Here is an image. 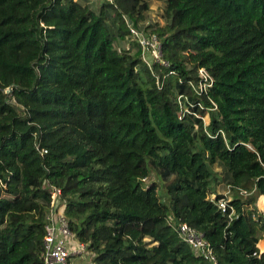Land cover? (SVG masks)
<instances>
[{"label":"trees","instance_id":"16d2710c","mask_svg":"<svg viewBox=\"0 0 264 264\" xmlns=\"http://www.w3.org/2000/svg\"><path fill=\"white\" fill-rule=\"evenodd\" d=\"M164 1V23L144 31L166 66L149 68L134 40L114 44L122 25L144 22L147 0H105L99 13L0 0V264H44L50 187L88 264H214L180 224L216 264H264V215L253 218L260 199L264 210V0ZM200 69L206 94L194 89ZM223 183L232 221L216 204Z\"/></svg>","mask_w":264,"mask_h":264},{"label":"built area","instance_id":"2783aa9c","mask_svg":"<svg viewBox=\"0 0 264 264\" xmlns=\"http://www.w3.org/2000/svg\"><path fill=\"white\" fill-rule=\"evenodd\" d=\"M113 2V0H106ZM129 35L134 40L140 49L142 61L150 68L153 62H157L166 66V63L161 58V45L159 39L150 34H146L144 30H139L129 24ZM198 84L194 89L198 94H206L207 89L213 84L212 77L204 69L198 71ZM158 84V83H157ZM180 111L185 112L184 102H188L184 96H179L177 99ZM204 123L205 120H204ZM41 155L46 154V150L40 151ZM51 188V208L49 214L46 216L45 236L43 240V262L44 264H69V259L72 257L80 258L86 253V246L82 243L73 241L72 234L69 230L68 222L63 216L60 207L56 208L57 200L61 196L60 189ZM229 188V187H228ZM229 193L224 194L225 199H220L216 202L220 211L227 215L228 219L232 221L235 217V210L230 205V188ZM241 195H248L246 191L240 190ZM215 195L210 196L211 201H215ZM227 199V200H226ZM178 235L182 241L191 247L195 252L204 258H209L214 264L215 258L209 243L204 239L203 235L190 227L187 224H180L177 226Z\"/></svg>","mask_w":264,"mask_h":264},{"label":"rangeland","instance_id":"374dc122","mask_svg":"<svg viewBox=\"0 0 264 264\" xmlns=\"http://www.w3.org/2000/svg\"><path fill=\"white\" fill-rule=\"evenodd\" d=\"M81 5H87L91 10L95 11L96 13H99V9L102 3H104L105 0H77ZM149 9L146 13H144L145 15V20L143 23L137 25V29L139 30H144L145 27L147 25H155V24H160L162 25L164 23V20L162 19V11H163V7L165 5V1L164 0H147ZM109 15L111 16V18L113 20H111L110 16H109V20L107 21L108 27L111 31V33L116 35V32L119 29L120 26V22L119 19H115L113 18V14H114V10L110 7L107 8ZM126 20V19H125ZM122 30L123 32H125V35H123L122 38L116 37L115 38V47L119 50H123L126 49L128 47L133 46L136 49V47L133 44V42L130 40V35L128 34V30H129V24H125L122 25ZM146 34H150V29H147V31H145ZM205 122H208V118H204ZM215 170L217 172H220V167L219 165L215 166ZM152 181L156 182L157 178L152 176L151 179ZM217 192L221 195L223 194H229L227 192V190L229 189L227 187V184L223 183L221 185L217 186ZM231 195V194H230ZM231 197V196H230ZM161 200H163V202H166L165 199L163 197L160 198ZM60 211L63 210V205L60 206ZM253 208H249V207H245V211L246 214L248 213H252ZM255 212H254V216L253 218L256 219L260 214L264 215V210H263V199L258 200L256 206H255ZM255 237L258 240V248L263 249L264 250V229L261 228V224H258L256 229H255ZM74 241V239H73ZM91 260L90 255L88 254H84L82 257H72L69 259V264H88V262Z\"/></svg>","mask_w":264,"mask_h":264},{"label":"crops","instance_id":"0c3cea01","mask_svg":"<svg viewBox=\"0 0 264 264\" xmlns=\"http://www.w3.org/2000/svg\"><path fill=\"white\" fill-rule=\"evenodd\" d=\"M260 249V248H259ZM261 251H264L263 249H260Z\"/></svg>","mask_w":264,"mask_h":264}]
</instances>
